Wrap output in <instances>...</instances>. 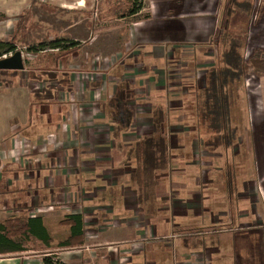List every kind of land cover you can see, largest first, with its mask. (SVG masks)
Here are the masks:
<instances>
[{"label": "crops", "instance_id": "crops-1", "mask_svg": "<svg viewBox=\"0 0 264 264\" xmlns=\"http://www.w3.org/2000/svg\"><path fill=\"white\" fill-rule=\"evenodd\" d=\"M223 2L146 0L138 14L102 7L98 15L96 7L95 17L93 7H75L87 18L70 70L49 84L48 98L29 99L24 121L2 127L0 222L40 217L46 230L39 234L48 240L17 238L25 250H0V264H45L48 255L70 264H234L233 255H224L236 248L233 239L224 244L210 229L198 228L192 239L187 234L217 223L206 205L217 181L200 176L212 175L220 145L214 133L206 139L193 129L186 98L219 67L213 46L234 15L221 17ZM176 108L190 130L175 127L164 141L166 155L150 164L146 152L156 149L157 123L171 131L180 120ZM208 139L212 148L204 155L201 140ZM72 214L84 216V243L59 246L71 236ZM238 237L237 256L244 259L249 240L245 248L242 230Z\"/></svg>", "mask_w": 264, "mask_h": 264}, {"label": "rangeland", "instance_id": "rangeland-1", "mask_svg": "<svg viewBox=\"0 0 264 264\" xmlns=\"http://www.w3.org/2000/svg\"><path fill=\"white\" fill-rule=\"evenodd\" d=\"M112 1L114 0H108L107 3L105 0H0V40L13 41L17 45V50L23 52L25 61L24 70H7L1 75L0 148L1 146L5 147L6 143L2 135L6 134L4 131L2 132L3 128L24 121V117H28V112H24L23 107L29 99L41 100L42 96L37 91H41L49 84L56 83L55 80L52 82L48 79L50 72L55 71L53 70L54 62L51 60L44 64L45 55L39 54L38 58L37 54L27 51L28 46L53 39L76 41L77 37L84 36L85 31L82 26H85L87 15L86 11L75 7H85L84 4L86 7H93L91 16L95 17L100 14L102 7H110L109 2ZM96 7H101L100 10L98 8V15L95 14ZM221 7V17L230 12H233L234 15L229 20L228 30L223 29L216 38L221 42L227 31L240 34V38L243 39H239L243 47L241 51L245 55L246 51H249V57L246 58L248 62L254 64L252 66L249 64L246 75L234 86L236 87L234 124L239 129L235 140L236 148L227 147L225 141L217 142L220 145V148L217 149L218 157L215 159L218 163L212 165V175L204 171L200 176L202 180L210 177L217 181L216 187L212 188V202L206 204L213 209L215 215L213 217L217 223L213 227L199 225V227L189 229L187 234H191L188 237L192 239V235L199 229L203 232L206 231L205 229L215 230L219 241L222 239V243L232 244L233 239V244L237 245L235 251L229 252L226 249L224 254L233 255L234 264H261L262 257L259 255L258 245L264 244V0H224ZM232 23H234L233 27ZM215 46H213L215 49L213 52H217L219 56L217 66L220 68L223 67L222 52L225 47L221 43L218 47ZM9 55L11 54L6 57ZM58 55L60 56L59 68L61 71H69L70 51L58 53ZM256 69H259L260 72ZM64 75L66 74L59 76ZM78 77L80 78L79 73ZM38 78L39 80H36ZM42 79L47 80L41 81ZM194 89L195 92L186 98L187 112L190 114L189 116H192L190 120L193 129L203 133L207 139L205 135L212 132L204 124L201 111L202 92L197 90L198 88ZM177 109H174V112L180 120H178V124L169 125L171 131L165 130L168 128L167 124L157 123L156 139L162 138L163 132H166V138L163 142L159 141L161 145L156 147V151L149 146L146 152L148 163L152 164L157 154L166 155L165 142L167 143L171 132L174 133L177 130L175 127L182 128L180 131L190 130V123L184 122V113L176 112ZM164 126L165 128H163ZM16 137L18 140L20 139L19 136ZM201 142L203 144L201 146L202 153L208 155L213 141L208 139L201 140ZM16 152L17 150L14 151V153ZM3 153L4 151L0 150V155ZM187 156L189 155L187 154ZM156 157L159 159V156ZM207 166L204 164L202 167ZM255 184L256 188L254 189ZM247 186L248 189L245 191ZM253 194L258 196L260 205L258 201L255 202ZM248 196L253 198V202L245 200ZM242 209H247V211L241 212ZM240 214L241 216L236 218ZM178 230L180 234H183V228H178ZM241 230L244 233L243 245L245 248L249 240L248 251H243L244 259L237 256L239 248L242 247V241L238 237ZM83 243L84 241L81 244ZM263 248L261 247L262 250Z\"/></svg>", "mask_w": 264, "mask_h": 264}, {"label": "trees", "instance_id": "trees-1", "mask_svg": "<svg viewBox=\"0 0 264 264\" xmlns=\"http://www.w3.org/2000/svg\"><path fill=\"white\" fill-rule=\"evenodd\" d=\"M146 0H128L127 6H122L120 2H111V12L113 15H119L120 13H128V15H135L142 11L145 6ZM122 7V8H121ZM124 7V8H123ZM241 10L243 8H240ZM228 26L225 27L228 30ZM240 36V35H239ZM242 38L238 37L235 33L227 31L221 40V45H224V51L222 52V63L223 67L214 68L210 71L208 76V82L202 91V102L201 111L203 113L204 124L207 129L216 135L215 139L217 142L225 141V145L228 147L236 148L235 140L237 138V133L239 129L235 127V111L234 103L236 101V83L239 82L245 75L248 66H252L254 63L248 62L244 52H242ZM80 42L69 39H53L51 41H42L37 44H31L28 46L27 51L33 54L44 56L43 63L46 64L51 60L54 62L53 70L50 73V80H56V76L65 71H61L59 68L60 56L58 53L71 52L72 49L78 47ZM17 51V45L13 41L0 40V59L5 55L14 53ZM48 54V55H46ZM40 57V56H39ZM38 57V58H39ZM56 63V64H55ZM57 70V71H56ZM260 72L259 69H256ZM7 70H0V81L1 75ZM36 80H39L36 79ZM47 79H42L44 81ZM40 81V82H41ZM40 92L41 98H48L49 92H53L51 85H48ZM124 112L129 115L131 112L127 111L123 107ZM157 114L163 115V112H158ZM155 147L161 145L159 141L163 142V139L152 140ZM231 141V142H229ZM156 151V149H155ZM157 159L154 158L153 163ZM1 166V160H0ZM71 228V236L66 242H59V246H64L66 244H74V242L81 244L84 234V216L82 214H72L69 216L68 220ZM43 221L40 217L36 218H12L7 219L5 222H0V250L4 252L9 251H23L25 250L20 243V240H29L32 236H37L40 239L48 240V238L43 237L39 234L45 233V227L43 226ZM264 235V234H263ZM31 236V237H30ZM17 238L20 240L17 241ZM50 242V239H49ZM264 244L258 245L259 255L262 257L261 264H264ZM263 248V250L261 249ZM1 252V253H4ZM45 264H70L65 263L57 259L52 255L46 256L44 258Z\"/></svg>", "mask_w": 264, "mask_h": 264}, {"label": "water", "instance_id": "water-1", "mask_svg": "<svg viewBox=\"0 0 264 264\" xmlns=\"http://www.w3.org/2000/svg\"><path fill=\"white\" fill-rule=\"evenodd\" d=\"M24 68V56L20 50L15 51L11 56L0 59V70L20 71Z\"/></svg>", "mask_w": 264, "mask_h": 264}, {"label": "built area", "instance_id": "built-area-1", "mask_svg": "<svg viewBox=\"0 0 264 264\" xmlns=\"http://www.w3.org/2000/svg\"><path fill=\"white\" fill-rule=\"evenodd\" d=\"M11 55H12V53H10ZM11 55H9V56H11ZM7 55H5L4 57H6ZM246 56V55H245Z\"/></svg>", "mask_w": 264, "mask_h": 264}]
</instances>
